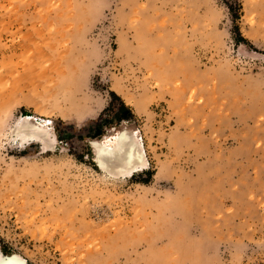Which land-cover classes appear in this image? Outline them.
<instances>
[{"label": "rangeland", "instance_id": "374dc122", "mask_svg": "<svg viewBox=\"0 0 264 264\" xmlns=\"http://www.w3.org/2000/svg\"><path fill=\"white\" fill-rule=\"evenodd\" d=\"M186 2L0 0V254L264 264V0Z\"/></svg>", "mask_w": 264, "mask_h": 264}, {"label": "bare ground", "instance_id": "6f19581e", "mask_svg": "<svg viewBox=\"0 0 264 264\" xmlns=\"http://www.w3.org/2000/svg\"><path fill=\"white\" fill-rule=\"evenodd\" d=\"M187 2L188 3L194 2L195 4L198 3L197 5L199 6V4H201L200 2L208 3V0H187ZM206 10L208 11L207 8ZM21 132L26 137H33L38 139L40 136L43 135L44 130L41 129L40 125L28 124L26 126L24 125V128L21 129ZM110 138H111L110 136L106 137L105 140H108ZM113 139H114V145L109 147H105L102 142H96V141L93 142V147L95 149V154H96V163L101 170L108 171L110 166L109 160L119 159L122 156L126 164L135 163L133 160L135 156H137V163L143 164L142 154L140 152L134 150V148L132 149V147L127 152L125 151L126 146L131 145L132 142L131 137L125 131H121L117 133L116 135H114ZM133 167H135L134 164ZM3 260H8L10 264H29L24 258H22L16 253H13L11 255L0 254V262H2Z\"/></svg>", "mask_w": 264, "mask_h": 264}, {"label": "snow or ice", "instance_id": "6c2138e0", "mask_svg": "<svg viewBox=\"0 0 264 264\" xmlns=\"http://www.w3.org/2000/svg\"><path fill=\"white\" fill-rule=\"evenodd\" d=\"M0 264H10V262L8 260H3Z\"/></svg>", "mask_w": 264, "mask_h": 264}, {"label": "trees", "instance_id": "16d2710c", "mask_svg": "<svg viewBox=\"0 0 264 264\" xmlns=\"http://www.w3.org/2000/svg\"><path fill=\"white\" fill-rule=\"evenodd\" d=\"M112 96H116L114 93H111Z\"/></svg>", "mask_w": 264, "mask_h": 264}]
</instances>
